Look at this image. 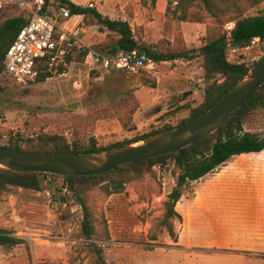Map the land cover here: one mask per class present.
<instances>
[{
    "label": "rangeland",
    "instance_id": "1",
    "mask_svg": "<svg viewBox=\"0 0 264 264\" xmlns=\"http://www.w3.org/2000/svg\"><path fill=\"white\" fill-rule=\"evenodd\" d=\"M69 1L100 4L102 15L126 20L136 40L145 44L162 40L160 46L167 50L200 47L207 27L213 25L200 3L180 22L166 10L158 15L156 0ZM243 7L244 15H256L264 11V0ZM11 12L7 8L0 21ZM82 26L85 33L80 37L87 45L99 49L107 41L104 28ZM221 30L225 32L224 25ZM249 43L235 46L234 57L246 58L255 53L256 45L262 46L260 42L247 47ZM202 77L201 56L162 61L155 71L141 74L93 73L76 57L66 77L28 87L1 74L0 145L17 137L18 145L28 148L38 135L48 134L60 135L68 144H86L95 137L97 145L105 146L174 127L201 100ZM243 126L264 133V109H253ZM173 170L171 162L161 165L155 176L128 183L121 193L105 195L99 187L88 192L87 204L102 233L105 224L106 238L80 234L82 209L62 189L63 178L47 176L39 191L9 186L0 198V227L21 243L0 245V264H89L87 244L100 246L110 264H264V150L232 157L185 183L175 206L180 214L173 221L175 238L158 226L163 202L176 184ZM51 180L54 187L47 188Z\"/></svg>",
    "mask_w": 264,
    "mask_h": 264
},
{
    "label": "trees",
    "instance_id": "2",
    "mask_svg": "<svg viewBox=\"0 0 264 264\" xmlns=\"http://www.w3.org/2000/svg\"><path fill=\"white\" fill-rule=\"evenodd\" d=\"M59 1L67 4L72 14L83 16L82 25H97L99 28L108 31L107 41L99 49L97 48L101 52L137 49L148 53L158 63L176 59L192 60L196 56L202 57V80L205 82V87L201 100L190 108L188 117L181 120L176 126L194 119L213 106L247 71L243 65L227 59V37L225 32L221 30L226 22L234 21V27L230 32V42L234 46H240L251 39H264V11L256 15L247 16L243 14L245 10L243 3L249 2L250 5H255L262 0H168L166 12L178 21H186L189 9L196 3H200L213 20V25L206 29L207 39L200 47L189 49L185 45H181L171 50L160 46L161 43H165L162 40L146 44L136 40L126 20L110 19L93 7L77 5L69 0ZM173 1L176 4L171 9ZM25 21L26 19L22 14L8 16L0 21V75L6 74L3 65L6 48ZM151 47H155L156 50L151 51ZM92 72L95 73V71ZM218 77L221 79L218 80ZM42 80L43 77H39L37 82ZM2 92L3 87H0V94ZM257 107L264 109V83L227 121L206 137L170 153L118 165L102 174L63 176L39 172L0 170V198L9 186L39 191L43 188V181L47 176L53 179L61 177L65 181L62 186H67V194L75 197L82 209L80 234L86 238L93 236L106 238L108 232L105 224L102 233L97 229L93 211L87 204L88 192L99 187L105 195L121 193L126 184L140 180L147 174L155 176L159 166L171 162L174 167L173 175L176 177V184L166 195L158 226L164 229L169 236L175 238L173 221L180 218L175 206L181 197L182 186L185 183L198 180L232 157L246 156L264 150V133L245 130L243 126L245 117ZM174 127L164 126L139 138L114 142L105 146L97 145L95 137H90L86 144L79 141L68 144L64 137L48 134L38 135L35 139L36 144L29 145L28 148L20 147L17 143V137L12 138L11 143L0 146L45 153L97 152L137 142L154 133ZM52 180L46 184L47 188L54 187ZM150 237L153 239L154 234L152 233ZM174 241L176 240L174 239ZM18 243H21L19 238L0 227V245L11 246ZM86 250L92 257L89 264H110L105 260L103 249L100 246L87 244Z\"/></svg>",
    "mask_w": 264,
    "mask_h": 264
},
{
    "label": "built area",
    "instance_id": "3",
    "mask_svg": "<svg viewBox=\"0 0 264 264\" xmlns=\"http://www.w3.org/2000/svg\"><path fill=\"white\" fill-rule=\"evenodd\" d=\"M176 4L175 1L172 2ZM93 7L91 3L88 5ZM11 8L8 16L22 14L26 19L4 54V71L20 87L43 80L69 75L76 57H81L90 71L108 73L121 70L129 74L151 73L159 64L151 55L137 49L101 52L86 43L80 15L72 14L67 4L59 0H0V16ZM74 19V21H72ZM234 21L224 24L227 37V59L249 69L264 57V39H251L247 47L256 45L255 53L246 58L234 57L236 48L230 42ZM155 51V47L150 48ZM63 190L68 192L67 186ZM105 242H102L104 245Z\"/></svg>",
    "mask_w": 264,
    "mask_h": 264
},
{
    "label": "water",
    "instance_id": "4",
    "mask_svg": "<svg viewBox=\"0 0 264 264\" xmlns=\"http://www.w3.org/2000/svg\"><path fill=\"white\" fill-rule=\"evenodd\" d=\"M264 83V57L209 109L194 119L137 142L93 152L45 153L0 146V170L63 176L97 175L131 161L184 148L213 133Z\"/></svg>",
    "mask_w": 264,
    "mask_h": 264
},
{
    "label": "crops",
    "instance_id": "5",
    "mask_svg": "<svg viewBox=\"0 0 264 264\" xmlns=\"http://www.w3.org/2000/svg\"><path fill=\"white\" fill-rule=\"evenodd\" d=\"M167 2H168V0H156V5H157L156 11L158 12V15H163L164 14V12L166 10ZM89 3H91L93 5V8H95L98 11L100 10L99 12L102 13L100 8L103 7V6H100V4H97V3L92 2V1H89L88 4ZM80 20H81V18H80ZM180 22H184V21H180ZM259 153H261V152H259ZM253 154H258V153H253ZM106 261L109 263L108 259Z\"/></svg>",
    "mask_w": 264,
    "mask_h": 264
}]
</instances>
